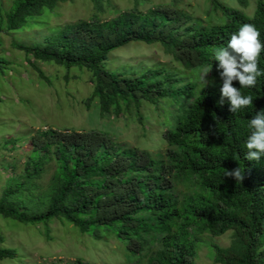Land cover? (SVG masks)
<instances>
[{"label":"trees","instance_id":"1","mask_svg":"<svg viewBox=\"0 0 264 264\" xmlns=\"http://www.w3.org/2000/svg\"><path fill=\"white\" fill-rule=\"evenodd\" d=\"M62 1L67 0H15L6 27L19 30ZM238 1L248 5V0ZM212 2L224 23L205 25L179 9H135L106 22L67 24L42 44L17 45L38 61L91 71V98L99 100L102 113L120 115L134 107L139 112L143 104L171 100L185 115L164 134L169 149L159 156L98 131H38L29 141L25 177L37 178L53 163L47 196L31 207L26 194L30 187L21 182L5 191L1 216L26 224L66 221L93 236L100 227H112L117 239L140 254V262L147 259L146 264H196L205 234L219 237L232 231L228 247L213 246L215 262L264 264V157L259 162L245 159L249 121L264 110V76L255 87L241 89L253 97L252 105L232 113L228 100L219 103L222 80L214 55L244 24H254L264 43V1L257 2L252 16ZM133 42L160 44L184 66V80L179 70L129 77L107 71L103 64L109 54ZM0 60L3 64L5 59ZM204 66L212 68L207 87L198 82L199 76L190 75ZM259 67L264 71V51ZM234 87L240 88L238 81ZM237 167L245 175L242 182L225 177V169ZM193 180L200 191L181 198L175 184ZM5 258H16V252L0 248V259Z\"/></svg>","mask_w":264,"mask_h":264},{"label":"rangeland","instance_id":"2","mask_svg":"<svg viewBox=\"0 0 264 264\" xmlns=\"http://www.w3.org/2000/svg\"><path fill=\"white\" fill-rule=\"evenodd\" d=\"M218 1L252 16L259 0H248L246 7L238 0ZM14 2L0 0V59L6 62L0 64L3 68H0V200L6 190L23 185L21 182H28L25 188L30 187L26 194L32 199V203L27 201L31 207L47 196L55 170L53 163L37 178L27 181L25 177V164L31 154L29 141L38 131H98L120 144L147 150L155 156L164 155L169 149L164 134L179 125L185 115L171 100L143 104L139 112L134 107L130 113L123 111L120 115L102 113L99 100L91 98L94 91L91 71L38 61L17 49V45L42 44L67 24L106 22L135 9L142 12L158 7L179 9L205 25L224 23L226 19L212 0H67L59 2L53 10L44 8L25 27L9 31L6 17ZM103 66L126 77L148 70H179V79L184 80V66L175 62L160 44L133 42L110 53ZM201 70L190 75L200 76ZM198 82L201 84L199 79ZM195 181L175 184V192L183 198L200 191ZM111 230L112 227H100L93 236L81 233L66 221L26 224L0 215V233L4 237L0 248L16 252V258L0 259V264H146L147 259L140 262L141 255L129 251ZM232 234V231L219 237L205 234L198 247L196 264H219L215 262L213 246L228 247Z\"/></svg>","mask_w":264,"mask_h":264},{"label":"clouds","instance_id":"3","mask_svg":"<svg viewBox=\"0 0 264 264\" xmlns=\"http://www.w3.org/2000/svg\"><path fill=\"white\" fill-rule=\"evenodd\" d=\"M264 51V43L260 40V32L254 24H244L237 33L231 35L226 46L215 49V61L219 62L218 71L222 80L220 88L222 105L226 100L230 102L229 111L238 112L242 108L252 105L253 97L244 95L242 88L255 87L258 77L264 76V71L259 67V57ZM212 68L204 66L199 80L202 85L208 86ZM234 81H238L240 88L234 87ZM251 134L246 141L247 153L245 159L259 162L264 157V110H260L249 121ZM225 177L234 178L242 182L245 175L241 168L225 169Z\"/></svg>","mask_w":264,"mask_h":264}]
</instances>
